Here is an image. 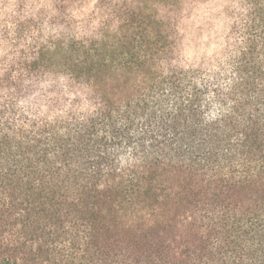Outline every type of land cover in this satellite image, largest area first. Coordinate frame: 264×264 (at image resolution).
<instances>
[{
    "label": "trees",
    "instance_id": "obj_1",
    "mask_svg": "<svg viewBox=\"0 0 264 264\" xmlns=\"http://www.w3.org/2000/svg\"><path fill=\"white\" fill-rule=\"evenodd\" d=\"M0 264H264V0H0Z\"/></svg>",
    "mask_w": 264,
    "mask_h": 264
}]
</instances>
